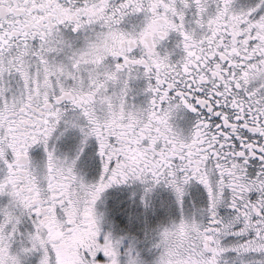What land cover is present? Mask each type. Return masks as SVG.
<instances>
[{"label": "snow or ice", "instance_id": "1", "mask_svg": "<svg viewBox=\"0 0 264 264\" xmlns=\"http://www.w3.org/2000/svg\"><path fill=\"white\" fill-rule=\"evenodd\" d=\"M0 264H264V0H0Z\"/></svg>", "mask_w": 264, "mask_h": 264}]
</instances>
